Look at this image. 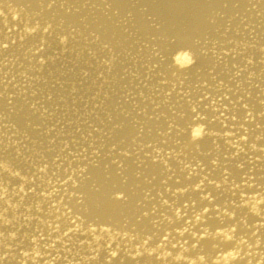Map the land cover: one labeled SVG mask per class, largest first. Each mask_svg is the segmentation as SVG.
Returning a JSON list of instances; mask_svg holds the SVG:
<instances>
[{
  "label": "bare ground",
  "instance_id": "1",
  "mask_svg": "<svg viewBox=\"0 0 264 264\" xmlns=\"http://www.w3.org/2000/svg\"><path fill=\"white\" fill-rule=\"evenodd\" d=\"M0 264H264V0H0Z\"/></svg>",
  "mask_w": 264,
  "mask_h": 264
}]
</instances>
